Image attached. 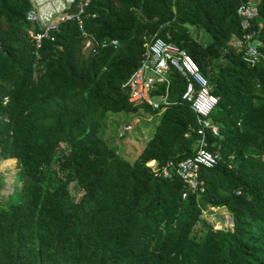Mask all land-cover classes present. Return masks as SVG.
<instances>
[{
	"label": "trees",
	"instance_id": "trees-1",
	"mask_svg": "<svg viewBox=\"0 0 264 264\" xmlns=\"http://www.w3.org/2000/svg\"><path fill=\"white\" fill-rule=\"evenodd\" d=\"M252 2L264 55V0H89L83 29L117 40L97 53L82 50L74 20L34 51L29 0H0V161L18 167L0 196V264H264V59L250 67L231 46L236 8ZM155 38L183 49L216 98L218 135L207 133L206 148L218 159L199 170L203 190L184 198L177 176L145 165L175 166L195 151L183 78L170 69L156 85L162 111L132 106L122 87ZM118 112L159 114L133 161L102 135ZM212 210L232 226L213 228Z\"/></svg>",
	"mask_w": 264,
	"mask_h": 264
},
{
	"label": "built area",
	"instance_id": "built-area-1",
	"mask_svg": "<svg viewBox=\"0 0 264 264\" xmlns=\"http://www.w3.org/2000/svg\"><path fill=\"white\" fill-rule=\"evenodd\" d=\"M74 0H29L30 7L25 12V20L36 26L37 31L28 30V37L34 47V51L40 48L44 40L53 41V33L58 31L59 25L68 20H74L80 31L82 48L88 53H97L98 50L108 47H116L115 38L96 39L91 33H87L82 27L83 8L89 0H80L76 11H66ZM238 17L239 34L231 36V46L240 51L245 63L252 67L259 59H264L258 49L256 38L257 29L260 24L254 26V17L257 13L255 3L239 4L236 8ZM36 54V53H35ZM177 71L184 80V88L180 94V101L186 103L194 113L198 127L196 129V148L191 156H188L175 166L166 161L158 166L155 160L145 163L153 174L169 177L171 174L177 176L183 184L184 190L181 197L184 198L189 191H202V181L199 179L200 168H209L216 164L218 156L207 150L206 135H218V128L209 118V113L216 104V98L210 93V86L199 72L192 58L177 45L167 42L161 38H155L144 44L139 65L131 75L122 83L127 91V101L132 106L147 105L152 110L162 111L168 104L164 93L161 97L153 96L157 83L167 84L166 73L170 70ZM149 70L154 76L145 75ZM125 125L119 131L130 129ZM226 227H231L229 216H223ZM213 228H216L213 222Z\"/></svg>",
	"mask_w": 264,
	"mask_h": 264
},
{
	"label": "rangeland",
	"instance_id": "rangeland-1",
	"mask_svg": "<svg viewBox=\"0 0 264 264\" xmlns=\"http://www.w3.org/2000/svg\"><path fill=\"white\" fill-rule=\"evenodd\" d=\"M202 36L207 38L204 32H202ZM158 118L159 114L147 115L140 113L137 117L132 114L127 115L124 112L110 114L107 117L102 134L104 141L108 146L118 151L126 160L133 161L144 146L145 141L152 134ZM125 125H130L131 127L128 131H125L123 137L120 138L117 133L121 131V128ZM17 170L18 167L15 159L9 162L5 160L0 161V196H8L14 189L17 184L15 182V173ZM69 188L72 194L75 195V198H77L79 194L77 195V190L73 183L69 185ZM204 216L208 221L214 222L216 227H226L224 220H222L221 213L216 210L207 213L204 212ZM218 220L219 222L216 223L215 221Z\"/></svg>",
	"mask_w": 264,
	"mask_h": 264
},
{
	"label": "water",
	"instance_id": "water-1",
	"mask_svg": "<svg viewBox=\"0 0 264 264\" xmlns=\"http://www.w3.org/2000/svg\"><path fill=\"white\" fill-rule=\"evenodd\" d=\"M145 75H149V76H154V74L151 72V71H149V70H147L146 72H145Z\"/></svg>",
	"mask_w": 264,
	"mask_h": 264
},
{
	"label": "crops",
	"instance_id": "crops-1",
	"mask_svg": "<svg viewBox=\"0 0 264 264\" xmlns=\"http://www.w3.org/2000/svg\"><path fill=\"white\" fill-rule=\"evenodd\" d=\"M82 50H83V48H82ZM83 51H85V50H83ZM85 52H87V51H85ZM88 53V52H87ZM225 215V214H224Z\"/></svg>",
	"mask_w": 264,
	"mask_h": 264
},
{
	"label": "bare ground",
	"instance_id": "bare-ground-1",
	"mask_svg": "<svg viewBox=\"0 0 264 264\" xmlns=\"http://www.w3.org/2000/svg\"><path fill=\"white\" fill-rule=\"evenodd\" d=\"M14 160V159H13ZM6 161H8V160H6ZM9 162V161H8Z\"/></svg>",
	"mask_w": 264,
	"mask_h": 264
}]
</instances>
